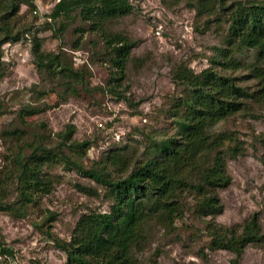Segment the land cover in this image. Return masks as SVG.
<instances>
[{
  "label": "rangeland",
  "instance_id": "rangeland-1",
  "mask_svg": "<svg viewBox=\"0 0 264 264\" xmlns=\"http://www.w3.org/2000/svg\"><path fill=\"white\" fill-rule=\"evenodd\" d=\"M32 1L34 8L23 6L21 12L31 31L22 42L3 48L6 75L0 80V180L13 169L15 145L3 134L23 127L21 114L27 122L24 126L46 124L51 148L58 147V134L75 127L71 142L88 141L91 145L83 159L87 168L116 151L126 153L133 163L143 159L153 139L164 140L177 133L168 112L182 89L174 84L173 71L180 65L196 72L211 66L227 34L220 0H206L214 5L210 10L200 5L202 0H129L131 14L110 27L137 42L119 89L126 98L119 99L110 90L102 91L114 83L116 76L106 58L93 55L96 38L86 35L84 49L73 51L76 25L59 37L55 30L61 20L54 22L49 17L59 0ZM237 1L246 0H226L228 4ZM35 36L43 39L44 51L58 53L64 47L69 56H75L77 66L86 64L91 72V89L64 101L58 82L37 69L32 55ZM249 54L245 57L247 65L256 61L254 52ZM235 76L245 79L242 85L250 92L259 90L258 80L248 69ZM225 131L234 132L240 141L228 143L225 150L237 144L241 149L236 157L228 155L232 184L220 191L224 212L215 218L201 217L195 212L194 198L188 196L186 212L176 221L174 231L157 223L148 225V241L138 253L144 264H264V102L248 101L245 111L213 129L217 133ZM44 175L52 180L50 194L38 197L35 204L22 210L18 205L16 213L0 211V246L14 251L13 257L0 253V264H67L58 243L71 239L83 214L110 210L106 190L70 165L48 167ZM16 178L13 174L6 179L10 204L19 197ZM83 188H92L97 194ZM255 214L260 219L263 241L249 245L241 259L210 248L208 223L243 225Z\"/></svg>",
  "mask_w": 264,
  "mask_h": 264
},
{
  "label": "trees",
  "instance_id": "trees-1",
  "mask_svg": "<svg viewBox=\"0 0 264 264\" xmlns=\"http://www.w3.org/2000/svg\"><path fill=\"white\" fill-rule=\"evenodd\" d=\"M219 4L227 34L224 47L217 49L212 65L201 72L187 65H180L173 71V82L182 89L168 112L175 124V136L153 139L145 157L134 163L126 153L116 151L87 168L83 159L91 145L88 141L71 142L75 127L69 126L58 134L61 141L58 147L51 148L46 124L24 126L27 122L21 114L23 127L6 130L3 134L15 145L13 169L0 180V211L16 213L18 205L22 210L28 204H35L38 197L50 194L52 180L44 174L46 168L54 165H70L85 178L101 185L106 190L110 210L83 214L71 239L58 243L67 256V264H144L138 253L148 241V225L157 223L174 231L176 221L184 217L188 196L194 198L195 212L199 216L215 218L221 215L224 204L220 191L232 184L228 155L236 157L241 148L237 144L225 150L228 143L240 141L234 132L217 133L213 129L245 111L248 101L264 102V0L232 4L220 0ZM200 5L209 10L214 6L206 0L200 1ZM23 6L34 8V2L0 0V80L6 75L4 46L22 42L32 28L23 21ZM132 9L129 0H59L49 16L54 22L61 20L55 30L59 37L76 25L73 51L84 49L86 35L96 38L93 55L106 58L116 76L114 83L102 91L110 90L119 99L126 98L119 89L124 85L137 42L115 33L110 27L130 15ZM43 43L42 38L34 37L35 64L40 74L58 82L64 101L80 97L82 91L91 89V72L86 64L77 66L75 56H69L64 47L58 53L46 52ZM250 52H254L256 61L247 65L245 57ZM245 68L258 80V91L250 92L242 85L245 79L235 76ZM2 109L0 107V115ZM13 174L18 180L19 197L16 203L10 204L6 179ZM83 189L97 194L92 188ZM207 229L210 248L228 251L236 259L242 258L249 245L263 241L258 214L243 225L227 227L210 222ZM0 253L14 256L13 250L2 246Z\"/></svg>",
  "mask_w": 264,
  "mask_h": 264
},
{
  "label": "built area",
  "instance_id": "built-area-1",
  "mask_svg": "<svg viewBox=\"0 0 264 264\" xmlns=\"http://www.w3.org/2000/svg\"><path fill=\"white\" fill-rule=\"evenodd\" d=\"M35 13L37 14V11H35Z\"/></svg>",
  "mask_w": 264,
  "mask_h": 264
}]
</instances>
